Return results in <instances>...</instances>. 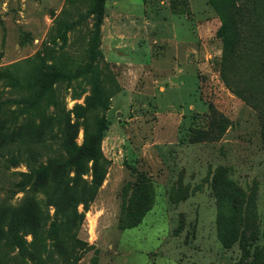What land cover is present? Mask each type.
I'll list each match as a JSON object with an SVG mask.
<instances>
[{"label": "rangeland", "instance_id": "rangeland-1", "mask_svg": "<svg viewBox=\"0 0 264 264\" xmlns=\"http://www.w3.org/2000/svg\"><path fill=\"white\" fill-rule=\"evenodd\" d=\"M234 1L225 57L208 0H0V204L34 197L6 159L54 114L109 161L82 222L0 264H264V0Z\"/></svg>", "mask_w": 264, "mask_h": 264}, {"label": "trees", "instance_id": "trees-1", "mask_svg": "<svg viewBox=\"0 0 264 264\" xmlns=\"http://www.w3.org/2000/svg\"><path fill=\"white\" fill-rule=\"evenodd\" d=\"M208 2L221 20L217 36L223 40V54L228 57L241 40L240 29L237 28L239 9L234 0ZM2 78L10 77L0 71ZM77 109L81 114L85 111L82 106ZM105 130V127H99L96 133L90 134L85 129L84 142L78 145V126L69 116L54 114L34 133L26 136L29 150L25 154L8 153L6 161L12 167L25 163L28 170L16 187L19 191L28 188L34 197L19 208L0 204V258L13 250H18L19 254L27 253L26 237L38 234L48 221L56 236L59 235L61 223L74 226L83 221L84 213L79 212V207L83 206L84 212L88 210L108 170L109 161L101 148ZM7 138L18 145L23 136L20 131L7 134L2 127L0 152L7 145ZM41 150L48 152L45 159ZM86 176L90 179H85ZM37 194L43 196L42 205L35 200Z\"/></svg>", "mask_w": 264, "mask_h": 264}]
</instances>
